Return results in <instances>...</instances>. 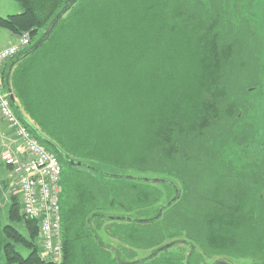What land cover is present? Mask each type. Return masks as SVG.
<instances>
[{"label":"trees","instance_id":"obj_1","mask_svg":"<svg viewBox=\"0 0 264 264\" xmlns=\"http://www.w3.org/2000/svg\"><path fill=\"white\" fill-rule=\"evenodd\" d=\"M14 1L21 12L0 17V28L18 38L29 33L31 42L3 64L1 82L14 96L11 105L20 121L66 167L60 184L63 258L60 263L46 258L38 222L25 219L20 202L12 198V223L0 230V264H119L125 256L133 262L138 252L150 255L169 243L174 245L138 264H207L214 258L224 264H264V164L252 168L245 152L238 164L218 166L224 165L223 152L216 161L205 144V137L215 140L206 132L223 112L229 122L239 119L240 100L239 92L230 97L229 89L215 88L219 64H231L234 56L228 50L232 45L219 50L214 23H204L203 7L208 6L202 0H77L43 39L69 0ZM118 55L127 68L125 89L115 84L120 74H113L114 80L105 74L120 64L107 57ZM129 56L140 62L130 65ZM161 56L171 58V66H158ZM90 66L102 74L95 76ZM135 70L145 76L136 79ZM133 81L138 102L130 93ZM124 93L125 112L118 113L122 106L115 103ZM142 98H156L154 107L142 104ZM243 134L248 139L250 131ZM111 139L125 147L113 154ZM251 140L240 144L249 147ZM56 149L72 160L79 154L138 177L145 172L154 178L164 175L158 178L165 181L107 177L69 165ZM175 187L178 200L152 219L175 196ZM163 198L167 202L158 209ZM16 222L24 223L26 235ZM105 238L118 246L106 244Z\"/></svg>","mask_w":264,"mask_h":264},{"label":"rangeland","instance_id":"obj_2","mask_svg":"<svg viewBox=\"0 0 264 264\" xmlns=\"http://www.w3.org/2000/svg\"><path fill=\"white\" fill-rule=\"evenodd\" d=\"M203 5H207L208 7H203L204 9V16L205 21L204 23L206 26L213 24L216 26L213 30L212 34L217 36L219 50L221 46L224 45H232L233 49H228L232 51L234 56L231 60V64L227 61L226 63L219 64V71L215 77L216 82V89H229L230 97L233 93H238L239 99L236 100L239 102V105L236 110L235 116L238 117L236 122L231 119L229 122L226 118V112H223L220 121L215 124V127L208 130L206 133L210 137V135L215 136V140L209 142L205 137V144L208 147L209 143V151L208 154H212L214 156V160L217 161L218 156L223 152V161L224 165L218 163V166L224 167L226 163L230 165H236L239 163V159L241 158L242 154L246 152L245 163H249L252 168L255 169L257 166L264 164L260 160L264 158V0H202ZM205 3V4H204ZM216 3L215 5H213ZM15 4V5H14ZM164 4L162 2L160 5ZM200 4V2H199ZM201 5V4H200ZM205 5V6H206ZM16 3H11L8 0H0V17H8L17 13L16 11ZM225 9V11H223ZM212 15L215 18H212ZM31 38V36H30ZM221 42V43H220ZM227 50V49H226ZM223 53V54H222ZM218 54L223 55L225 52L218 51ZM127 56V55H126ZM96 59H100V54L95 55ZM108 59L114 60H121L120 55L118 56H108ZM127 58V57H126ZM161 64L158 66L165 67L171 66L168 64L171 60L168 56H161L160 58ZM159 60V61H160ZM140 58L136 56H129V64L139 63ZM126 65V64H125ZM129 65V66H130ZM130 68V67H129ZM133 68V67H132ZM90 70H92L95 76H100L102 72H100V68L98 66H90ZM106 76L109 77L111 80H114V75H119L116 85L120 87L127 86L126 77H124V73L127 71V68L122 64H120L117 68H110L107 69ZM116 73H114V72ZM159 73L161 71H158ZM136 79L143 78L145 75L143 72L135 70L133 72ZM178 75V74H176ZM132 78L130 79V81ZM114 83H111V87ZM93 85V83H92ZM136 83L135 81L132 82L131 87L133 92L130 91L131 97L133 102L137 100L139 95H136ZM180 86V84H179ZM128 92V91H124ZM145 91L142 93L144 94ZM165 93H162V96H165ZM124 96L126 98V94H119L118 103H115L117 107L122 106L121 109L118 110V113L121 111L125 112V102L123 103ZM242 96V97H241ZM114 96H112L113 99ZM169 97H165L164 99H168ZM156 98H147L144 100L142 98V104L145 106H153L156 101ZM233 103V100H231ZM123 103V105H121ZM185 105L189 106L192 102H185ZM223 110H227L223 108ZM213 115V114H212ZM214 116V115H213ZM215 116L214 120L219 117ZM224 117V118H223ZM113 118V116H112ZM111 118V119H112ZM213 118V117H212ZM236 119V118H235ZM234 122V123H233ZM233 123V124H231ZM131 125V123H130ZM133 126V125H132ZM134 127L138 129L139 123L134 124ZM249 130L250 135L246 138H243V131ZM75 133L74 130H72ZM134 132L131 127V130L128 132V136L130 133ZM142 132H146V130H142ZM78 135V132H76ZM241 134V135H240ZM252 137V138H251ZM134 135H130V140H134ZM252 139L250 142L249 147L241 145L240 142H246L247 140ZM120 141L116 142L115 140L111 139V149L113 154L119 152L125 146L119 143ZM128 144V143H127ZM107 144L101 145L100 149H106ZM128 149L130 146L128 144ZM226 149V150H225ZM140 151V150H139ZM5 152V151H4ZM3 152V153H4ZM2 153V154H3ZM207 153V152H206ZM139 154V152H138ZM137 154V156H138ZM142 154V150L140 153V157ZM210 156V155H209ZM72 158L79 162H84L94 166L95 168L101 169L105 172H109L111 174H123L128 173L133 176L135 173L133 171H124L119 169L118 167L113 166H104L99 163H96L84 156L81 155H73ZM209 158V157H208ZM158 159V158H157ZM152 161V160H151ZM208 161V160H207ZM211 162V161H209ZM61 163L62 168H66L65 165ZM153 161L151 162V167ZM76 168H68L69 171H75ZM127 174V175H128ZM150 175L151 173H142L141 176H145L146 178H154ZM158 177H164V175ZM155 177V178H158ZM115 184V183H114ZM18 191V190H17ZM19 194V191H18ZM14 195L13 198H16L19 201V195ZM174 196L171 197L173 199ZM64 196L60 194V201L59 205L61 208V212H63L64 207ZM167 202L166 198H163L160 203L156 206L158 209L161 208ZM11 205V201L7 202L5 206L0 203V230L6 226L11 225L9 219V208ZM156 209V210H158ZM111 213V212H110ZM114 213V212H113ZM25 219H27L25 217ZM28 220V219H27ZM22 234L26 235V229L23 222H16L13 224ZM106 244L117 247L118 244L113 239L105 238ZM40 249L41 248V244ZM17 250L20 251L23 255H27L28 251L22 250L20 247H17ZM149 253L147 251H140L135 257L137 260L148 256ZM47 258V257H46ZM134 258V257H133ZM124 262H131V257L125 256L123 258ZM220 260L211 259L207 261V264H215ZM235 264V263H234Z\"/></svg>","mask_w":264,"mask_h":264},{"label":"built area","instance_id":"obj_3","mask_svg":"<svg viewBox=\"0 0 264 264\" xmlns=\"http://www.w3.org/2000/svg\"><path fill=\"white\" fill-rule=\"evenodd\" d=\"M29 33L18 42L0 50V65L19 55L30 46ZM0 116L14 131L25 154L14 156L5 151L1 159L18 179L21 212L39 225V243L43 254L56 263L63 258L62 215L59 205L63 168L58 157L46 149L20 121L10 97L0 81Z\"/></svg>","mask_w":264,"mask_h":264},{"label":"crops","instance_id":"obj_4","mask_svg":"<svg viewBox=\"0 0 264 264\" xmlns=\"http://www.w3.org/2000/svg\"><path fill=\"white\" fill-rule=\"evenodd\" d=\"M8 1L16 3L14 0ZM16 5L18 4L16 3ZM16 10L17 13L21 12L19 5L16 6ZM17 42L18 37L0 28V50L12 46ZM3 67L4 65H0V81H2L1 74L3 72ZM4 151H10L14 156H22L25 154L23 147L15 137L14 131L0 116V203L3 204V206H5L7 202H12L13 196H16L19 191L18 179L16 175L13 173L12 168L7 166L1 159Z\"/></svg>","mask_w":264,"mask_h":264},{"label":"water","instance_id":"obj_5","mask_svg":"<svg viewBox=\"0 0 264 264\" xmlns=\"http://www.w3.org/2000/svg\"><path fill=\"white\" fill-rule=\"evenodd\" d=\"M77 0H69L68 1V4L67 6L62 10V12L56 17V19L54 20V22L48 27V29L45 31V34L43 36V39L49 34L51 28L53 27V25L56 23V21L65 13L67 12V10L76 2ZM40 44V42L38 44H36L33 49H35L36 47H38V45ZM8 78H9V74H8ZM8 93H9V96H10V100H12V102H15V99H14V96L12 95V93L9 91V88H8ZM58 154L61 156V158L67 162L69 165L71 166H76V167H83V168H88L89 170H92L96 173H99V174H102L104 176H107V177H111V178H116V179H127V180H134V181H143V182H146V183H154V184H159V183H162L164 182L165 180L163 179H159V178H146V177H138V176H133V175H127V174H111L109 172H105V171H101L91 165H88L86 163H83V162H77V161H74L72 159H70L66 154L60 152L58 149H56ZM179 189L177 187H175V196L174 198L168 202L166 205H164L161 209H160V212L158 213V215L152 219H158L159 217H161L162 213L164 212V210L171 206L173 203H175L177 200H178V197H179ZM108 220H126V221H135V222H148L152 219H130V218H126V217H106ZM174 245V243H169V244H166L164 247H161L157 250H155L154 252H152L150 255H148L147 257L145 258H142V259H139V260H136V261H133V262H122L120 261L118 258H117V255L115 253V249H112L111 250L114 252L115 254V258L118 259V262L119 264H138V263H141L145 260H149V259H152L154 258L158 253H160L161 251H164L166 249H169L170 247H172ZM194 251V248L191 246L190 247V254H189V258H190V255L192 254V252ZM188 258V259H189ZM188 264H189V260H188ZM215 264H224L222 262H216Z\"/></svg>","mask_w":264,"mask_h":264}]
</instances>
